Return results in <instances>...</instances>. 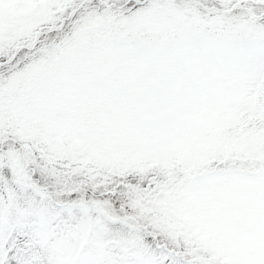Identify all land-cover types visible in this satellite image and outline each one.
Returning <instances> with one entry per match:
<instances>
[{"label": "snow or ice", "instance_id": "snow-or-ice-1", "mask_svg": "<svg viewBox=\"0 0 264 264\" xmlns=\"http://www.w3.org/2000/svg\"><path fill=\"white\" fill-rule=\"evenodd\" d=\"M0 264H264V0H0Z\"/></svg>", "mask_w": 264, "mask_h": 264}]
</instances>
